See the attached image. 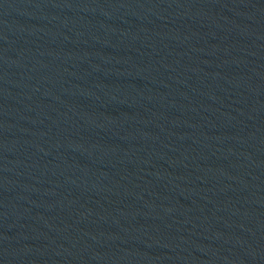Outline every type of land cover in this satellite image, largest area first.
<instances>
[{
    "label": "water",
    "instance_id": "obj_1",
    "mask_svg": "<svg viewBox=\"0 0 264 264\" xmlns=\"http://www.w3.org/2000/svg\"><path fill=\"white\" fill-rule=\"evenodd\" d=\"M0 264H264V0H0Z\"/></svg>",
    "mask_w": 264,
    "mask_h": 264
}]
</instances>
